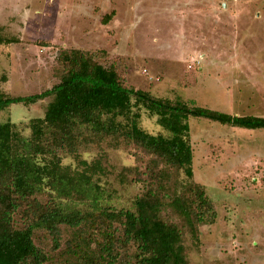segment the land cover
Returning a JSON list of instances; mask_svg holds the SVG:
<instances>
[{"label":"rangeland","instance_id":"374dc122","mask_svg":"<svg viewBox=\"0 0 264 264\" xmlns=\"http://www.w3.org/2000/svg\"><path fill=\"white\" fill-rule=\"evenodd\" d=\"M0 26L20 38L0 44V87L10 95L52 87L59 81L58 50L79 48L116 66L135 89L264 116V0H0ZM46 103L13 104L0 113V123L11 121L27 136L29 120L44 116ZM188 122L191 180L205 188L217 211L213 224L201 226L200 243L187 241L190 264H264V129L193 116ZM141 125L165 133L147 112ZM137 152L133 145L105 151L104 203L129 207L141 193L135 171H143L150 156ZM98 156L97 150L83 154L89 161ZM70 234L65 229L62 248Z\"/></svg>","mask_w":264,"mask_h":264},{"label":"trees","instance_id":"16d2710c","mask_svg":"<svg viewBox=\"0 0 264 264\" xmlns=\"http://www.w3.org/2000/svg\"><path fill=\"white\" fill-rule=\"evenodd\" d=\"M19 41L0 26V44ZM56 60L59 81L50 88L14 96L0 87V113L47 100L44 116L29 120L27 136L11 121L0 123V264H57L58 258L63 264H190L187 241L198 245L201 226L213 224L217 211L205 188L191 180L188 119L254 130L264 129V116L135 89L116 66L79 48L59 49ZM143 112L165 133L147 132ZM126 145L150 157L135 171L141 193L132 206L119 208L104 203L99 182L105 151ZM93 150L96 159L83 158ZM65 229L71 234L62 248Z\"/></svg>","mask_w":264,"mask_h":264}]
</instances>
